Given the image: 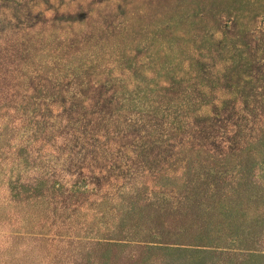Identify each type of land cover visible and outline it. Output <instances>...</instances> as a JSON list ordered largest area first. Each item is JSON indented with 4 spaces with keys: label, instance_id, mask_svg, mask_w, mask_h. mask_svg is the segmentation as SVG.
<instances>
[{
    "label": "rangeland",
    "instance_id": "374dc122",
    "mask_svg": "<svg viewBox=\"0 0 264 264\" xmlns=\"http://www.w3.org/2000/svg\"><path fill=\"white\" fill-rule=\"evenodd\" d=\"M0 264H264V0H0Z\"/></svg>",
    "mask_w": 264,
    "mask_h": 264
}]
</instances>
